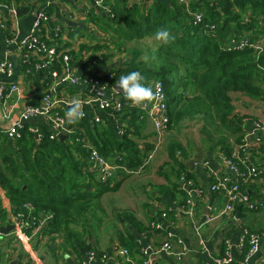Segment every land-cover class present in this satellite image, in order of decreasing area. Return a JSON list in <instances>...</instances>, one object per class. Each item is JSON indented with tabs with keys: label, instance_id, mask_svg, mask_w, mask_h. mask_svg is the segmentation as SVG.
Wrapping results in <instances>:
<instances>
[{
	"label": "trees",
	"instance_id": "obj_1",
	"mask_svg": "<svg viewBox=\"0 0 264 264\" xmlns=\"http://www.w3.org/2000/svg\"><path fill=\"white\" fill-rule=\"evenodd\" d=\"M147 1L133 6L123 3L119 8L112 9L111 14L99 22L108 39L93 45L82 44L81 49H91L97 54V61L103 64L116 52L130 53L125 69L111 71L113 79L108 82V89L114 87L119 76L131 71L141 72L146 83L161 79L167 94L169 131L173 130L174 123L199 115L207 122L211 118L219 120L220 126L231 133L240 132L237 137L239 146L244 137L242 117L235 112L232 93L242 92L253 99H264V0H201L197 4L190 2L188 6L178 0H169V3L153 0L150 8L146 6ZM195 11L204 13L200 22H195L192 16ZM45 23L42 24L41 41L47 46L55 45L57 51L50 71L62 72L66 66L64 55L71 57V62L77 55L72 50L63 51V47L57 45L61 30L54 31L52 40L48 39ZM165 27L175 36L170 44L158 41L155 36L158 29ZM246 35L252 41L261 40L263 51L258 53L253 47H231L233 40ZM104 49L109 52L105 53ZM23 63L24 71L29 69V75L38 71L36 58ZM86 75L103 76V79L106 76L97 72L81 74ZM66 87L72 94H81V97L93 95L86 88ZM121 95V110L105 112L119 114L123 121L122 133L112 122H101L102 117L100 121L93 120L87 107L82 109L85 112L83 119L69 122L73 132L63 139L51 137L52 130L42 123L38 124L40 136L32 130L33 125L25 122L21 136L13 141L0 129V193L11 202L16 212L35 217L38 223L46 218L43 231L63 236V246L78 252L80 264L86 260L83 255L96 253L91 240L99 226H94L93 222L97 211L105 212L102 206L104 195L119 191L130 175L120 170V179L113 175L102 180L98 172L90 167L91 150L95 148L112 162L135 172L145 165L154 149L148 136L143 134V112L124 94ZM69 108L61 105L55 111L66 117ZM80 127L84 131H80ZM221 142L224 144V141ZM169 143L168 163L172 165L175 180L170 182L169 187L162 185L159 188L168 189L176 195L180 192L178 187L182 189L177 179L184 178L182 180L192 184L195 182L177 157L182 144L179 141ZM256 147L251 151L253 161ZM233 153L226 147L225 156H232ZM183 193L186 195L185 191ZM189 197L183 200L186 208ZM27 203L33 207L31 211L25 207ZM163 213L167 214L169 222L174 223L175 210L166 209ZM117 218L120 222L124 218L134 223L140 231L144 229L135 215L128 211L118 213ZM1 220L8 222L9 216L0 198ZM152 222L155 220L150 221L149 229L164 230L153 228ZM119 238L129 252V249L140 247L131 233H119ZM143 248V260L139 264L146 258ZM221 248V255H224L225 242ZM248 251L246 240L241 260L245 259Z\"/></svg>",
	"mask_w": 264,
	"mask_h": 264
},
{
	"label": "crops",
	"instance_id": "obj_2",
	"mask_svg": "<svg viewBox=\"0 0 264 264\" xmlns=\"http://www.w3.org/2000/svg\"><path fill=\"white\" fill-rule=\"evenodd\" d=\"M142 1L105 0L101 6L97 4V0H52L50 3L48 0H19L13 2L15 12L4 9L0 18L4 24V27L0 25V60L11 61L14 72L11 77L0 74V83L15 82L21 89L20 96L14 94L5 105L11 109V117L18 118L27 104H43L44 95L52 84L49 68L38 69L32 75L25 74L24 58L17 44V40L30 32L37 12L45 11L49 16L45 23L48 39L52 40L51 35L59 28L61 37L57 38V45L63 47V51L72 50L76 53V58L72 62L70 60L69 71L77 75L85 72L107 75L111 71L125 69L130 54L116 52L103 64L97 61L95 52L91 49H81V46L105 42L108 39L106 31L99 25L100 21L108 17L107 7L117 9L123 3L127 6L143 5ZM190 1L194 4L202 2L201 0ZM104 51L109 52L106 49ZM152 82L149 80L147 84L152 86ZM63 86L59 89L62 95L81 97V94H72L66 87H69L68 84ZM232 95L235 99V112L242 117L243 134L249 132L259 134L261 131L256 129L253 120L264 122V99H253L242 92H233ZM86 107L93 120L96 116H100L103 119L101 122H112L119 133H122L123 121L119 114L99 111L93 105H85L84 108ZM10 123L9 118L3 117V108L0 107V128L4 130L10 126ZM27 123L37 128L38 124L42 123L50 128V123L42 118H33ZM214 125L215 132H211L207 126L205 135L195 142L186 145L180 142L182 148L178 150L177 157L182 161L184 169L192 174L195 183L189 184L181 178L177 179L182 189L178 187L177 190L180 192L172 195L168 189L159 188L162 185L169 187L170 182L175 180L172 165L168 163V148L171 142H162L157 147L153 123L148 118L144 119L143 134L148 136L150 143L154 146L146 163H152L155 160V163H152V169H157L162 175L156 178L155 186L152 188L155 191L147 187L148 180L140 183L142 190H145L141 196L140 193L136 194L141 203L140 208L136 206L137 203L132 208L127 207L121 211L115 210L118 205L112 207L115 215L124 211L135 215L144 229L140 231L137 225L125 221L124 218L121 222L117 220L119 225H116L113 217H106L107 220H111L110 225L98 227L91 240L98 255L93 264H139L143 260L141 248L148 245H161L166 238V231L173 235L172 250L156 255L152 260L153 264H218L216 260L223 256L221 247L227 240L230 241V252L235 261L234 264H264V237L261 238L260 247L256 253L247 260H241L240 257L243 250L241 240L245 232H264V149L256 147L253 153V159L263 169V173L258 178L241 184V191L247 195L248 202L255 207L251 208L247 203L237 204L233 212H223L228 203L227 196L221 191H212L211 186L222 177H232L224 157L226 147L232 152L238 149L237 137L240 136V132L234 134L223 129L219 120H216ZM81 128L79 130L84 131ZM221 141H224V144ZM143 167L139 168V172ZM166 168L168 171L165 170ZM142 177L144 174L137 175L135 179L139 180ZM182 191H185L186 195L182 194ZM188 192L196 203V214L193 219L186 213L183 203ZM0 198L10 219L14 207L4 194L0 193ZM116 201L118 202L119 199ZM210 202H213L208 214L211 219L203 223V207ZM238 206H242V213L239 216H237ZM166 209L175 210L174 223L169 222L167 217L162 215ZM152 220L160 222L164 230L149 229ZM8 224H10L9 221L1 220L0 229ZM196 224H201L199 232L196 231ZM119 233L133 234L141 248L129 249L128 255L122 254L121 251L125 249V246L121 243ZM32 236L30 240H23L15 238L11 231L5 235L0 231V264H80L78 252L69 246H63V236L57 233L46 234L43 230L34 232ZM103 255H106V258H103ZM66 256L69 258L66 259Z\"/></svg>",
	"mask_w": 264,
	"mask_h": 264
},
{
	"label": "built area",
	"instance_id": "obj_3",
	"mask_svg": "<svg viewBox=\"0 0 264 264\" xmlns=\"http://www.w3.org/2000/svg\"><path fill=\"white\" fill-rule=\"evenodd\" d=\"M52 0H48L50 3ZM103 3L102 5L104 4ZM181 4L189 5L190 0H178ZM13 2L17 0H11L8 3L6 0H0V18L2 11L8 9L11 12H15L16 9L13 7ZM153 0L147 1V7L152 6ZM108 16L111 14V7L106 9ZM195 22H200L204 18V13L202 11H195L192 14ZM49 19L48 14L45 11H39L36 14L35 21L30 32L17 40V44L22 52L24 62L30 61L32 58H36L38 63L36 64V69L43 70L44 68H49V74L52 78V84L50 88L46 91L44 95L43 104H27L20 112L18 118L11 117V109L8 106H5L7 101L10 100L14 94L20 96L21 89L19 85L15 82H1L0 83V107L3 108V117L9 118L10 126L3 131L7 134L8 138L12 141L21 136V129L23 124L33 118H42L47 120L50 123V128L52 130L51 137L59 136V134L69 135L73 132V129L69 127V122L67 117L59 115L55 108L61 105L71 106L74 99L79 100L81 106L93 105L98 107V110L106 111L110 110L111 112H119L123 106L122 95L123 92H118L114 87L108 89V82L113 79V74L109 73L106 76L98 75H86L81 76V74H75L69 71L70 68V58L67 54L64 55V61L66 66L62 72L59 71H50V66L52 65V60H54L57 51L55 45L47 46L41 41L42 36V24L47 22ZM0 25L4 27L2 19H0ZM58 30H60L58 28ZM231 47H236L244 49L246 47H253L258 53L263 51V43L261 40L252 41L251 37L246 35L244 38L233 40ZM35 51L37 53H35ZM13 64L9 60H0V74L6 77H11L13 75ZM26 75L30 74L29 69L25 71ZM70 85L76 87L86 88L88 86L97 87L99 90L105 92V96H98L93 93V95H88L86 97H77L74 95L66 94L60 95L59 89L63 85ZM153 91H156L157 88L160 90L161 100L158 103L146 104L145 106L139 107L143 112V116L152 121L154 130L156 133L155 145L158 147L164 137L169 132L170 117L168 114V104H167V94L165 92L164 84L161 79H155L152 82ZM82 108V109H83ZM96 121H100V116H96ZM257 130L261 131L258 133L249 132L244 135L241 140V143L238 146V149L232 154V156H225L224 162L232 173V177L227 176L222 177L218 182L214 183L211 186L212 191H221L227 196L228 203L223 210V212H233L237 204L248 203V197L241 191V184L244 182H249L258 178L262 173L263 169L252 160L253 147L262 146L264 148V122L260 120H253ZM1 129V128H0ZM32 130L40 136L39 129L37 127H32ZM84 140L89 143L86 137ZM89 164L92 169L98 172L102 180H107L113 175L121 176L118 174V171L122 170L127 174H131L134 170H131L124 165H119L112 162L110 159L102 155L97 149L93 148L89 156ZM184 179V178H182ZM192 184V182H187ZM190 196L187 200V208L185 205V211L191 217L194 218L196 214V203ZM249 206L254 208L255 206L249 202ZM25 207L29 208L31 211L33 207L27 203ZM166 217V213L162 214ZM211 218L207 216L206 220ZM46 218L40 219L38 223L35 217L30 218L28 215L22 212H16L12 210L11 216L9 219L10 224L13 225L11 230L15 238H21L23 240H30L33 236L32 234L37 231H41L46 226ZM206 222V221H205ZM204 223V222H203ZM152 227L156 229L163 228L160 222H152ZM201 224H196V231L199 232ZM31 230V231H30ZM173 235L171 232H168L165 240L159 246H146L143 248V253L146 258L142 264H153L152 260L161 252H168L172 250V239ZM264 237V232H251L246 231L244 238L241 240V245L244 246V242L247 240L249 244V251L246 254L245 259L250 258L254 253L259 250L261 238ZM122 254L128 255L129 251L124 249L121 251ZM97 253L90 252L85 258L86 260L82 264H93V261L97 257ZM106 258V255L102 256ZM244 259V260H245ZM218 264H234L235 261L230 252V241H226V253L218 258Z\"/></svg>",
	"mask_w": 264,
	"mask_h": 264
},
{
	"label": "rangeland",
	"instance_id": "obj_4",
	"mask_svg": "<svg viewBox=\"0 0 264 264\" xmlns=\"http://www.w3.org/2000/svg\"><path fill=\"white\" fill-rule=\"evenodd\" d=\"M208 121L209 122L198 115L193 119H184L178 124L174 123L173 131L170 134L167 133L162 142L179 141L184 143L185 145L188 143H193L195 142V140L205 135V129L207 126H209V128L211 129V132L216 131L214 125V122L216 120L211 118ZM152 163H155V160H153ZM152 163H146L144 167L140 169V172L138 170L131 173L127 177L128 179L125 181L120 192L116 191L104 195L102 206L105 212L97 211V218L95 221L93 219L94 226H109L111 220H107L106 217H113L115 224L119 225V223L117 222V214L115 215V212L112 210L113 206L118 205L117 209L115 210L121 211L127 207L132 208V206L137 203L138 205L136 204V206L140 208L141 203L138 201V196L136 197V194L140 193L141 196L145 192V190H142L140 183L143 181L146 182V180H148L149 183L147 187L150 190L155 191V189L152 188L153 186H155L154 183L156 182V178L162 175L157 171V169H152ZM165 170L168 171L167 168ZM140 174H144V177L136 180V176ZM116 199H119V201L117 202Z\"/></svg>",
	"mask_w": 264,
	"mask_h": 264
},
{
	"label": "clouds",
	"instance_id": "obj_5",
	"mask_svg": "<svg viewBox=\"0 0 264 264\" xmlns=\"http://www.w3.org/2000/svg\"><path fill=\"white\" fill-rule=\"evenodd\" d=\"M102 3L103 0H97L98 5L102 6ZM155 36L158 41L164 44H170L175 40V36L166 27L158 29ZM116 85L134 106L142 107L146 104L158 103L162 98L159 88L153 91L152 86L146 83L145 77L139 71H131L119 76ZM84 116L85 112L82 110L80 101L74 99L66 113L68 122L76 123ZM65 258L69 257L66 256Z\"/></svg>",
	"mask_w": 264,
	"mask_h": 264
},
{
	"label": "water",
	"instance_id": "obj_6",
	"mask_svg": "<svg viewBox=\"0 0 264 264\" xmlns=\"http://www.w3.org/2000/svg\"><path fill=\"white\" fill-rule=\"evenodd\" d=\"M159 1H165V2L169 3V0H159ZM114 88L118 92H123L120 88L117 87L116 83L114 85ZM86 89L91 91V92H93V93H95V94H97L100 97L106 95L104 91L99 90L97 87H93L92 88L91 86H88V87H86ZM81 107L83 108V106H81ZM66 136L67 135L62 134V133L59 134V137L62 138V139L65 138ZM212 205H213V202H210L209 205L203 207V211H202L203 212V217H202V221L203 222L206 221V218H207V216H208V214L210 212V209H211ZM247 205H249V202L247 203ZM241 209H242V206H238L237 207V214H238L237 216H239L242 213ZM12 228H13V225L12 224H8L6 227L0 229L1 234H3V235L8 234L12 230Z\"/></svg>",
	"mask_w": 264,
	"mask_h": 264
}]
</instances>
